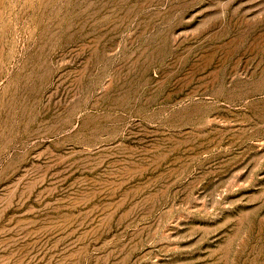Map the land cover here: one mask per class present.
I'll use <instances>...</instances> for the list:
<instances>
[{"label":"rangeland","instance_id":"obj_1","mask_svg":"<svg viewBox=\"0 0 264 264\" xmlns=\"http://www.w3.org/2000/svg\"><path fill=\"white\" fill-rule=\"evenodd\" d=\"M0 264H264V0H0Z\"/></svg>","mask_w":264,"mask_h":264}]
</instances>
